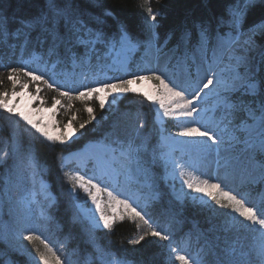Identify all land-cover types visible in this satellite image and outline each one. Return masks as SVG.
<instances>
[{
	"label": "snow or ice",
	"instance_id": "1",
	"mask_svg": "<svg viewBox=\"0 0 264 264\" xmlns=\"http://www.w3.org/2000/svg\"><path fill=\"white\" fill-rule=\"evenodd\" d=\"M144 3L147 5L148 0H144ZM252 3L253 0H244L243 6L236 4L228 7L216 20L215 27L211 21L201 20L193 22L191 28L181 32L173 59H176L178 64L187 65L189 54L194 60L196 53H201L202 64L208 65L206 72L210 73L196 82L191 95L185 88L157 72L140 74L116 82H98L95 85H86L82 90L61 89L60 85L53 83L47 76L49 64L53 70L61 64L85 68L90 66L93 60L101 59V52L111 55L125 48L131 50L139 47V42L133 40L123 25L115 34H109L101 26L105 23L101 17L95 19L96 26L85 21L74 0H44L40 11L27 18L0 16V49L36 53L34 59L45 65L44 72L23 64L4 65L7 70L6 79L12 90L10 94L8 91L0 92V110L8 113L5 120L9 124L15 123L11 120L12 116H18L44 140L65 145L75 135L73 121L76 120V116L69 117L64 130H55L51 127L54 122L52 116L48 117L49 123H40L39 120L44 118V113H55L57 105L61 103L59 99H53L51 108L41 107L29 109L27 112L21 110L20 105L13 103L17 97L27 96L29 100L39 98L38 95H31L26 91L29 83L21 82V75L31 82H43L52 90L58 91L60 97H66L70 101L74 99L87 105L88 101L95 99L101 110L109 102V97L129 92L141 94V89L133 85L149 84V90L143 91L142 95L148 101L158 103L164 117L180 121V130L175 135L187 138L174 141L168 137L165 143L169 147L195 142L201 149L202 162L206 163L215 153V163L225 173H238L252 185L264 184V45L257 44L254 39L258 32L264 34V23L250 28L248 35L241 31V24ZM146 12L148 19L153 22L148 28L153 30L158 13L150 6L146 8ZM104 15L108 16L111 13L106 12ZM13 23H16L14 28L11 27ZM157 39L153 31L148 44L156 49L159 58L163 52L156 43ZM209 51L212 53L210 62ZM252 53H257L258 59ZM200 67L202 65L198 66V72ZM188 74L191 76L190 72ZM152 81H157L158 84L151 85L149 82ZM2 84L3 80L0 79V85ZM17 85L20 91L16 90ZM40 91L41 89L37 87V94ZM201 102H205L206 106H201ZM43 103L41 100V104ZM84 110L89 120L80 123V129L96 119L92 107L85 106ZM202 113L204 115H201ZM132 153L133 148L129 144L127 152L122 151L121 155L131 160ZM7 155L9 153H3V156ZM3 156H0V159ZM162 156L170 158V153H162ZM25 159L27 166L33 167L31 155L28 154ZM59 159L63 169V158ZM170 162L173 165V173L178 169L181 177L186 174L191 177L183 180L191 192L202 193L218 207L229 210L221 215L227 217L222 230L232 235L230 244L221 247L219 244L209 243L206 238V243L200 247L196 255H189L184 249L173 245L172 236L155 226L148 213L138 210L129 199H119L109 192V196L115 202V207L112 208L113 215L109 217L102 209L97 196L91 191V189L101 191L97 183L88 180L86 186L83 176L69 172H64V175L73 183V191L78 187L88 194L96 213L99 214V221L93 218L95 227L98 228L102 224L104 229L111 230L113 222L117 219L122 221L125 216L136 224L140 234L131 239L130 244H140L148 236L169 241L167 247L178 264H264V195L260 197L261 206H256L250 202L247 195L233 194L225 190L221 181L210 182L207 178L199 180L198 177L185 172L188 165H182L174 159ZM109 206L111 207V204ZM121 207L123 213L119 211ZM216 227L212 225L209 232L214 231ZM23 238L28 241L39 239L37 235L31 233L24 235ZM191 239L189 236L186 242L190 243ZM41 243L48 253L52 254L54 264H69V261H62L56 256L48 243L43 240ZM197 243L199 244V237ZM97 251L101 264H121L119 260L106 259L107 254L103 249ZM40 261L41 264H53V261L44 254L40 255ZM83 264H94V261L85 259Z\"/></svg>",
	"mask_w": 264,
	"mask_h": 264
},
{
	"label": "trees",
	"instance_id": "2",
	"mask_svg": "<svg viewBox=\"0 0 264 264\" xmlns=\"http://www.w3.org/2000/svg\"><path fill=\"white\" fill-rule=\"evenodd\" d=\"M43 2L0 0V16L27 18L39 12ZM74 3L83 19L93 26H96L95 19L101 17L105 21L101 26L109 34H115L121 25L127 28L133 40L140 44L132 55V63L137 67L142 59L158 57L156 49L148 44L154 31L163 55L170 56L168 68L176 74L178 62L173 56L181 32L191 28L193 22L201 20L211 21L215 27L216 20L228 7L236 4L243 6L244 0H148L147 5L144 0H74ZM149 6L158 13L153 30L148 28L153 23L147 17L146 8ZM106 12L111 15L105 16ZM261 23H264V0H253L241 24V31L248 35L250 28ZM11 27H16V23ZM254 37L257 44L264 45V34L258 32ZM0 53V79L3 80L0 92H3L9 88L4 65L26 66L23 62L34 59L37 54L21 50L13 52L7 48L0 49ZM100 55L102 58L93 60L88 67L61 64L55 70L71 72L75 68L89 72L94 67L102 68L109 62V56L104 52ZM41 65L45 68L44 64ZM90 78L91 75L85 78L87 85ZM127 78L128 75L118 77L119 80ZM53 83L60 85L61 89L82 90L84 87L82 84L71 86L67 81ZM55 94L59 97V92L50 88L47 97ZM85 106L94 109L96 119L80 129V123L89 120ZM61 108L57 115L61 126L68 122L70 116H76L73 121L75 138L65 145L44 140L18 116H12L11 120L15 123L9 124L5 120L8 113L0 110V156L9 153L0 159V264H41V254L54 264L52 254L48 253L41 240L53 248L56 256L62 261H69V264H83L85 259L101 264L97 249L104 250L106 259L119 260L121 264H178L167 247L169 241L148 236L140 244H130L129 241L140 233L136 224L126 216L122 221L115 220L113 228L107 230L92 226L80 213L77 204L84 200V196L78 187L73 191V183L64 175V172L73 173V168L63 164L62 169L59 158L82 148L89 141L101 142L125 152L129 144L132 145L133 158H125V161L133 179L142 184L132 187L153 197L146 205L137 208L147 212L155 226L172 236L173 245L194 256L206 243V238L209 243L221 247L231 243L232 235L222 230L227 217L221 214L229 212L228 209L218 207L211 200L200 202L192 196L191 191L180 199L172 196V188L179 185L166 177L169 164L162 156L165 148L160 142V135L171 129L156 121L153 107L143 95L129 92L109 97L103 110L95 99L86 105L66 98ZM28 154L31 155L33 167L27 166L25 158ZM41 183L46 185L48 196L39 192ZM228 190L233 194L247 195L252 204L261 206L264 184H251L238 188V191ZM31 193L35 194L32 204L26 201ZM212 225L217 227L209 232ZM30 233L39 239L25 240L24 235ZM189 236L192 239L187 243Z\"/></svg>",
	"mask_w": 264,
	"mask_h": 264
},
{
	"label": "rangeland",
	"instance_id": "3",
	"mask_svg": "<svg viewBox=\"0 0 264 264\" xmlns=\"http://www.w3.org/2000/svg\"><path fill=\"white\" fill-rule=\"evenodd\" d=\"M136 50L137 47L132 48L131 50L125 48L120 51L113 52L111 55L105 53L106 56H109V62L104 67H94L90 69L89 72L85 70H77L75 68H73L71 72H67L66 70H53L52 66L49 64L47 67V76L51 78L52 82L67 81L71 86L74 84H82L86 86L87 83H85V74H87V76L91 75L88 85H95L98 82L119 81L118 77L120 75H128L127 79H129L135 77L136 75L157 72L162 73L176 85L185 88L188 94L191 95L193 89L196 86V82L201 77L210 75V73L206 72L208 65L202 64L200 59L202 55L201 53H196L194 60L191 54H189L187 65L178 64L176 67V74H174L172 73V69L168 68V61L170 58L169 54H164L159 58L157 57L156 59L154 57L150 59H142L139 63L140 66L137 67L134 63H132V55ZM211 55L212 53L210 51L208 53L209 62L211 61ZM252 55L257 56V53H252ZM23 63L32 69H39L41 72L45 71L43 65L40 63L39 66L35 59H28ZM201 65L202 67H200V71L198 72V66ZM213 67L215 68L216 65H213ZM189 72L191 73V76H189ZM115 73H120V75H115ZM20 80L21 82L27 81L29 83V88L26 91L31 95H38L39 98L36 100H29L27 96L17 97L13 103L20 105L21 110L27 112L29 109L34 110L41 107L51 108L53 99H59L61 103L60 105H57L55 113H44V118L39 120V122L49 123L48 117L52 116L54 122L51 124V127L55 130H64V126H61L58 122L57 115L60 109H62L61 107H63V101L66 100V98L60 96L58 97V94L48 98L47 93L50 92V88L43 82H31L28 80V78H25L22 75L20 76ZM7 83L9 85L7 91L10 94L12 86L9 82ZM149 83L151 85L158 84L157 81H152ZM37 87L41 89L38 94L36 92ZM133 87L141 89V95L143 91L149 90V84L137 83L136 85H133ZM16 90L20 91L19 85H17ZM41 100H43V104H41ZM149 102L153 107L156 121L161 126L165 124L171 129L169 132H163L160 135V142L165 148L164 154L170 153V158L164 157L165 160H168L167 163L169 164L166 177L169 181L179 185L173 187L171 190L172 196L174 198L180 199L186 192L191 191L183 183L184 179H190L191 177L187 174L184 177H181L178 169L175 171V173H173V165L170 162L171 159L180 162L182 165H188V167L185 168V172L191 173L192 176L198 177L199 180L207 178L210 182H216L217 180L221 181L222 187L224 189H237L239 187L251 185L247 183L246 179L240 174L225 173L223 169L218 168L215 163V153L212 154L206 163L202 162L201 149L195 142L169 147L168 144L165 143V140L168 137H171L174 141H182L187 139L175 135V133L180 130L179 124L181 122L172 117H164L162 110L159 108V104L153 103L151 101ZM201 106H206L205 102H201ZM201 115L204 114L202 113ZM197 119H199V117H197ZM21 121L24 122L23 120ZM162 130H164L163 127ZM74 138L75 135L71 140ZM122 151V149H116L101 142L89 141L86 142L82 148L71 151L63 157V164L65 166H71L73 168V174H79L83 176L86 186L88 180H91L93 183H97L100 186L101 191L97 192L95 189H91V191L97 196L98 201L101 203L102 209L109 217L113 215L112 208L115 207V202L112 200V197L109 196V192L112 193V196H115L119 199H129V201L135 204L137 207L144 206L149 201L153 200V197H150L145 192H140L132 187V185H135L138 182L134 180L130 174V169L127 162L125 161V157L121 155ZM45 189L46 185L41 183L39 186V192L44 193V196H48V193L45 191ZM79 189L81 190V194L84 196V200L77 204L78 210L83 215V217L95 227L93 218L95 221H99V214L96 213L95 206L89 199L88 194L83 189ZM192 196L200 202L209 201V199L203 196L202 193L192 192ZM26 201L32 204V202L35 201V194H29V197L26 199ZM110 204L111 207L109 206ZM119 211L120 213L124 212L122 207ZM99 227H103L102 224Z\"/></svg>",
	"mask_w": 264,
	"mask_h": 264
}]
</instances>
